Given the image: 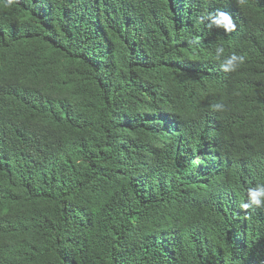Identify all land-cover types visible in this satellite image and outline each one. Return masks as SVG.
Wrapping results in <instances>:
<instances>
[{
    "label": "trees",
    "instance_id": "16d2710c",
    "mask_svg": "<svg viewBox=\"0 0 264 264\" xmlns=\"http://www.w3.org/2000/svg\"><path fill=\"white\" fill-rule=\"evenodd\" d=\"M216 11L234 32L198 23ZM256 183L264 0L0 10V264H264Z\"/></svg>",
    "mask_w": 264,
    "mask_h": 264
},
{
    "label": "clouds",
    "instance_id": "9594fccd",
    "mask_svg": "<svg viewBox=\"0 0 264 264\" xmlns=\"http://www.w3.org/2000/svg\"><path fill=\"white\" fill-rule=\"evenodd\" d=\"M17 2L18 0H0V10L11 9ZM236 2L239 6L246 4V0H236ZM198 23L204 24L210 31L214 29L222 30L225 34H230L236 29V24L231 16L223 11L201 15L198 18ZM212 59L218 63L222 72L236 73L245 64L246 56L236 52L226 54L225 47L220 44L215 46ZM210 108L212 111L220 113L226 111V105L221 101L212 103ZM240 208L244 210H264V183H256L246 190V201L240 204Z\"/></svg>",
    "mask_w": 264,
    "mask_h": 264
}]
</instances>
